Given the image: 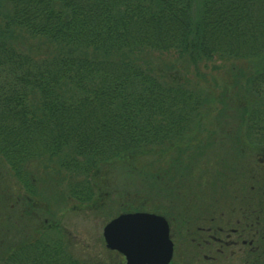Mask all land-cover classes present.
<instances>
[{
    "label": "trees",
    "instance_id": "1",
    "mask_svg": "<svg viewBox=\"0 0 264 264\" xmlns=\"http://www.w3.org/2000/svg\"><path fill=\"white\" fill-rule=\"evenodd\" d=\"M23 42L25 50L17 47ZM209 65L235 84L231 96L251 92L256 99L223 98L224 105L225 88L220 99L204 97L196 84L205 85ZM214 102L219 119L236 104L237 128L226 130L233 140L264 147V0H0V159L13 162L10 171L30 196L42 167L45 177L55 174L65 184L61 200L97 209L94 198L103 194L106 214L118 206L106 223L124 213L160 214L156 203L136 210L121 204L126 194L115 178L157 174L145 169L152 157H167L177 172L186 152L173 148L202 126L201 112ZM261 193L237 187L224 203L237 200L228 206L233 213L242 204L264 206ZM249 217L223 230L225 241L214 237L216 229L201 246L219 245L218 255L230 248V261L251 264L234 252L245 247L243 235L264 239V217L253 224ZM12 228L0 238V264H125L107 249L79 252L59 225L19 244H11L18 231ZM173 245L171 264L179 258Z\"/></svg>",
    "mask_w": 264,
    "mask_h": 264
},
{
    "label": "rangeland",
    "instance_id": "2",
    "mask_svg": "<svg viewBox=\"0 0 264 264\" xmlns=\"http://www.w3.org/2000/svg\"><path fill=\"white\" fill-rule=\"evenodd\" d=\"M17 47L26 49L24 42L18 43ZM216 67L219 65H209L205 69V85L196 84L197 87H203L201 90L205 92L204 97L206 95L207 98L220 99L221 90L225 88L227 96L221 99L224 105L230 104L228 99L223 98L250 102L256 99L251 92L247 95L246 92L241 91L231 96L230 90L236 88L235 84L222 77L224 71L212 73ZM246 71L249 72V70ZM217 79L218 83L214 85L212 80ZM234 106L232 110H229L230 117L223 119L218 118V110L221 107L218 102H214L213 107L208 106L209 108L202 110L198 123L202 126L193 129L191 134H186L184 141L178 142L173 148L174 150L176 147L179 150L184 149L186 152L180 158V162L185 158L183 161L187 163L179 165L182 167L177 172H172L174 169H171L172 166L167 157H157V159L152 157L148 161L145 159L149 163L145 169L157 174H152L153 176L144 174V176H132V178L122 175L115 178V182L119 187L124 188V194L127 196L121 197V204L133 205L136 210L140 204L152 208L151 204L156 203L161 209V213L156 215L164 217L169 223L170 239L177 245L179 252V258L174 264H235V260L230 261L232 259L225 255L231 250L230 248L225 250L223 247L224 253L218 255L219 245L201 246V244L206 243L216 229L220 231L214 237H218L222 242L225 241L222 231L228 232L235 228L236 223H240V217L250 215L247 219L250 224L256 221H254L256 217V219L264 217V206H257V202L252 206L242 204L243 208L234 213L233 208L228 206H235L237 200L233 202L225 200L226 203H224L225 198L232 199L237 187L242 192L247 185L250 190L260 189L262 192L260 200L264 202V147L241 146L231 138L234 134H228L229 125L230 128L232 125L231 129L234 132V128H237L238 117L234 115L237 114L234 112L237 108L235 103ZM222 124L221 129L224 133L218 127ZM173 149L171 154H174ZM12 163L6 164L2 158L0 159V222L5 224H0V238L4 236V239H8L6 233H9L11 224L18 229L12 241L11 235L8 246L19 244L24 236L35 238V232L41 228L44 230L47 227L59 225L62 234L67 235L70 242L74 241L73 246L79 252L94 255L96 252L104 251L102 230L110 214L119 213L118 206L112 213L106 214L104 207L107 202L103 194L94 198L98 200L97 209H94L93 205L78 204L67 196L61 200L59 192L64 189L65 184L60 182V178L55 174L45 177L47 173H43L45 170L42 167L37 177L36 196H30L24 193L22 187L16 182L13 172L10 171ZM137 164V167H144L142 164ZM226 179L229 181L224 184ZM232 180H235V185L229 184ZM98 187L99 184L96 182V189ZM111 187L112 184L108 192ZM254 195L259 201L258 194L254 192ZM33 206L36 207L35 210L32 209ZM244 224L247 225V221ZM239 225L241 226V223ZM262 225L264 227V224ZM16 229L12 228V231ZM239 241L245 246L243 248L239 246L234 250L240 259L244 257L250 259L251 264H264V239L257 243L256 239L243 235ZM190 246L198 248L196 250ZM247 250H250V255L247 254ZM0 253H2L1 245Z\"/></svg>",
    "mask_w": 264,
    "mask_h": 264
},
{
    "label": "water",
    "instance_id": "3",
    "mask_svg": "<svg viewBox=\"0 0 264 264\" xmlns=\"http://www.w3.org/2000/svg\"><path fill=\"white\" fill-rule=\"evenodd\" d=\"M107 250L117 252L125 264H170L173 243L166 220L150 213H126L102 230Z\"/></svg>",
    "mask_w": 264,
    "mask_h": 264
}]
</instances>
